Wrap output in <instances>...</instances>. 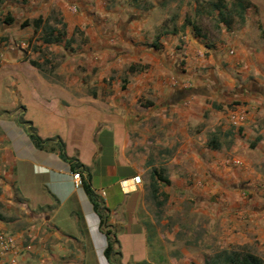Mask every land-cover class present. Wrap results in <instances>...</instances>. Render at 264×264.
Returning a JSON list of instances; mask_svg holds the SVG:
<instances>
[{
  "label": "crops",
  "instance_id": "obj_1",
  "mask_svg": "<svg viewBox=\"0 0 264 264\" xmlns=\"http://www.w3.org/2000/svg\"><path fill=\"white\" fill-rule=\"evenodd\" d=\"M98 1L0 4V9L8 4L0 14V36L8 37L7 43L0 41V229L14 235L16 242L0 254V264H73L72 260L109 264L103 256L106 238L98 229V216L81 186H74L69 164L58 151L33 145L15 120L19 111L41 137L59 135L65 154L88 169L90 185L108 209L107 223L117 240L120 264H158L160 256L168 259V231L147 208L150 189L144 184L145 172L158 164L167 165L170 172L176 167L197 175L198 180L186 186V179L170 173L172 183L166 192H197L207 197L201 200L205 205L213 196L210 207L219 214L237 211L243 217H264V207H251L262 190L254 185L241 192L231 184L233 179L254 176L253 151L244 139L253 138L252 127L264 133V5L259 15L262 36L237 45L238 65L230 64L233 69L228 71L220 57L211 56L214 50L210 48L205 59L203 49L196 50L187 39L175 55L164 41H155L156 47L154 43L135 47L131 39L110 45L115 34L94 23L100 19L103 25L105 13L88 11ZM248 1L244 16L254 7ZM52 9L64 21L66 38L75 36L74 29L80 27L88 40L76 51L64 43L49 46L59 50L52 55L54 60L37 59L39 51L32 50L24 36L32 26L41 28ZM6 13L12 17L10 23L2 20ZM24 21L27 24L21 26ZM20 32L23 37L17 36ZM125 48L131 54H121ZM136 62L146 67L136 75L127 70L121 87L114 70ZM202 62L215 64V75L192 78ZM192 84L196 85L188 87ZM141 95L148 98L145 107L138 101ZM232 101L240 102L236 111L246 110L239 129L244 139L228 121ZM208 134L217 148L207 145ZM134 175H140L139 184L133 182ZM240 224L234 227L240 229ZM76 250L78 254L70 256Z\"/></svg>",
  "mask_w": 264,
  "mask_h": 264
},
{
  "label": "rangeland",
  "instance_id": "obj_2",
  "mask_svg": "<svg viewBox=\"0 0 264 264\" xmlns=\"http://www.w3.org/2000/svg\"><path fill=\"white\" fill-rule=\"evenodd\" d=\"M95 0H91L94 2ZM217 0H99L97 3V9L94 7H88V11L91 13L102 12L105 13L106 21L102 25L100 19L94 21L96 26L103 27L105 30L111 31L115 34L114 41L110 45L115 46L126 42L127 39L132 40V45L137 47L141 44L145 46H151L155 41L159 44L161 41L167 42L170 45L172 54L179 53L186 39L190 41V44L196 49H203V58H208L210 54L207 51L211 48L213 51L211 56L220 57L221 65L228 71L235 68L238 65L236 59L237 45H245L249 42L256 40L262 36V29L260 26V7L264 5V0H250L254 7L248 9L245 13V18L240 20L236 17V14L232 12L230 4L232 0H222L225 3L226 9L220 10L213 6V3ZM8 5V4H6ZM6 5L2 6L3 9ZM3 9H0V14ZM7 14V13H6ZM2 15V20L9 14ZM107 14V15H106ZM231 19L232 23L229 26H224L221 22V18ZM4 21V20H3ZM26 22V21H24ZM221 23V24H220ZM2 21H0V27ZM50 26L53 28V34L60 37V41L52 44H46L43 41L44 28ZM195 28L199 29V33L195 31ZM26 29V28H25ZM32 31L23 35L20 32L18 37H26L29 44L32 45V50L39 51L40 55L37 59L48 56L50 61L54 60L52 56L55 53V49L49 48V46H60L64 43L68 48H73L74 51L81 50L82 46L87 42V38L84 35V30L80 27H76L74 32L75 36H69L66 38L64 30V21L60 18L59 12L52 11L44 20V24L41 28L31 27ZM18 32V31H17ZM22 33V34H21ZM175 35V36H173ZM204 36V38H200ZM63 39H65L63 41ZM0 41L8 42V37L3 34L0 36ZM36 41L38 43H36ZM73 44V47L71 46ZM200 48V49H198ZM205 49V50H204ZM125 50V51H124ZM121 54H131L127 52L125 48ZM59 53V52H57ZM198 54V52H196ZM47 58V59H48ZM113 58V57H112ZM136 65V70L133 71L136 74L140 73L146 66L141 63H133ZM233 66V68L230 66ZM196 71L192 72L191 77H212L215 75V64H203L195 66ZM177 68V67H176ZM179 68L182 65L179 63ZM126 63L122 67H117L113 72V77L120 79V86L124 87L128 74ZM132 73V72H129ZM130 75V74H129ZM123 85V86H122ZM196 84L189 85L188 87H194ZM105 92V91H104ZM138 101H142L140 106H146L145 101L148 98L140 96ZM240 102L232 101L227 106L229 110L228 121L230 124V114L235 111V105ZM22 108V107H21ZM15 120L18 124L23 126L25 132L26 127L31 126L32 130L38 134L37 127L31 120L27 119L20 111L15 114ZM22 120L28 121L30 124L24 126ZM231 128L233 127L230 124ZM242 126H240L241 128ZM239 131L238 137L244 139V134L240 133V128H235ZM251 137L245 138V144L249 149L253 151L250 155L252 162L251 168L254 171L253 177L239 178L232 181L234 188L240 190H246L256 185L262 193L258 197H254L255 204L251 205L254 209H262L264 207V142L259 146L256 145V141L264 139V133H260L257 128H251ZM27 133V132H26ZM39 137H41L38 134ZM52 137H58L65 148V142L59 135ZM45 137V138H52ZM43 138V137H41ZM43 138V139H45ZM208 139H212L211 134H208ZM50 142L49 144H51ZM54 143V142H53ZM253 144V147L251 146ZM65 151V150H64ZM76 158V157H75ZM155 171L153 179H157L160 176L164 180L156 182V191L154 196L150 193V198L147 201V208L150 210L154 218L159 222L163 221V230L168 231L167 238V255L168 259L156 260L158 264H210V260L214 253L223 249H241L257 254L264 260V217L242 216L237 211H229L225 213H218L214 208H211L215 199L213 196L209 198L207 202L210 205L201 203L204 197L197 192L187 191L183 192H166V186L172 183V180L168 178L170 173L178 177L186 179L184 184L190 185L196 182L197 175L195 172L189 170H177L174 167V171L165 164H158L152 166L146 174V183L151 180V172ZM169 171V172H168ZM190 176V180H187ZM195 177L194 180L192 178ZM252 180V181H251ZM148 188L150 189L149 185ZM200 192V191H199ZM213 195V194H210ZM246 196V195H245ZM251 197V193L249 194ZM245 205H248L246 202ZM238 215V216H237ZM240 224V229L234 227L237 223ZM76 225L79 226L80 219L75 217ZM241 225H244L242 227ZM249 226V228H248ZM153 245L154 243L151 242ZM78 254V251L70 254L74 256ZM64 256V254H60ZM104 261V259L102 260ZM73 264H80L79 260H72ZM103 264L99 260L85 261L84 264Z\"/></svg>",
  "mask_w": 264,
  "mask_h": 264
},
{
  "label": "trees",
  "instance_id": "obj_3",
  "mask_svg": "<svg viewBox=\"0 0 264 264\" xmlns=\"http://www.w3.org/2000/svg\"><path fill=\"white\" fill-rule=\"evenodd\" d=\"M3 0H0V4ZM213 6L215 8H218L220 10H229L226 9V5L222 0H217L216 2L213 3ZM250 6V2L248 0H232V3L230 4L232 12L236 14V17L240 20H243L245 18L244 12L246 8ZM4 22L10 23L12 21L11 16H6L4 19ZM221 22L227 27L232 23L231 19H227L222 17ZM27 23L22 22L21 26H25ZM40 25V20L37 22V26ZM195 31L199 33V29L195 28ZM53 34V28L50 26H46L44 28V36H43V41L45 43H53V42H59L61 39L58 36H54ZM154 47L157 46V43L153 44ZM29 63L35 67H38L39 64L37 61L29 59ZM136 65L135 64H130L128 66V71L133 72L136 70ZM123 86V85H122ZM24 126L30 124L28 121H21ZM27 129V135L30 139V141L33 143V145L38 148L42 149L45 151H58L59 157L67 162L69 164L70 170L72 172H79L80 174V179H81V188L83 189L84 193L86 194L90 204L92 205L93 211L96 213L98 216L99 222H98V229L101 233L104 234L106 238V244L103 249V256L107 260L109 264H120L119 260V255L120 253L118 252L117 248V240L114 235V231L111 228V226L107 223V215H108V209L103 203L102 198L95 193L93 188L90 185V175L88 169L78 161L77 158L75 157H69L65 154L64 147L62 141L58 137H52V138H41L32 130L31 126L29 125L26 127ZM52 142L51 144H49ZM54 142V143H53ZM208 146L211 148H217L218 144L214 143V140L209 139ZM151 180L149 181L148 185L150 187V191L152 192V196H154V193L156 191V182L159 180H164L160 176L157 177V179H153L155 174V171L151 172ZM167 182V181H165ZM210 264H264V260L258 256L255 253L249 252V251H244L241 249H223L220 250L219 252H216L213 254Z\"/></svg>",
  "mask_w": 264,
  "mask_h": 264
},
{
  "label": "built area",
  "instance_id": "obj_4",
  "mask_svg": "<svg viewBox=\"0 0 264 264\" xmlns=\"http://www.w3.org/2000/svg\"><path fill=\"white\" fill-rule=\"evenodd\" d=\"M245 118H246L245 109L238 111L235 110L230 114V124L235 128H240V126L244 124ZM72 179L74 186L78 187L81 185V179L78 172H72ZM132 179L135 184H139L141 182L140 175H134ZM15 243L16 242L14 235L0 229V254L13 249Z\"/></svg>",
  "mask_w": 264,
  "mask_h": 264
}]
</instances>
